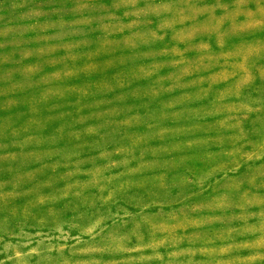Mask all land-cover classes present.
<instances>
[{"label": "rangeland", "instance_id": "obj_1", "mask_svg": "<svg viewBox=\"0 0 264 264\" xmlns=\"http://www.w3.org/2000/svg\"><path fill=\"white\" fill-rule=\"evenodd\" d=\"M0 264H264V0H0Z\"/></svg>", "mask_w": 264, "mask_h": 264}]
</instances>
